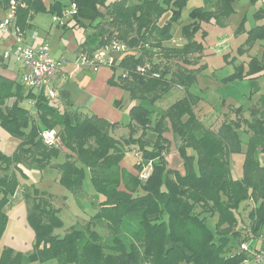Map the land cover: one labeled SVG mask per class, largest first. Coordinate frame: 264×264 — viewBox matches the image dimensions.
Returning a JSON list of instances; mask_svg holds the SVG:
<instances>
[{
    "label": "trees",
    "instance_id": "trees-1",
    "mask_svg": "<svg viewBox=\"0 0 264 264\" xmlns=\"http://www.w3.org/2000/svg\"><path fill=\"white\" fill-rule=\"evenodd\" d=\"M9 1L0 0V8L6 9ZM15 1L16 24L25 35L33 13L60 14L74 1L77 11L63 27L71 20L92 23L99 42L92 49L83 43L82 51L92 52L112 40L125 45L127 51L111 67L108 83L131 99L155 102L174 85L185 94L153 123L149 109L131 106L130 121L123 124L83 113L67 101L53 102L0 74V126L19 141L11 155L0 149V236L7 221L4 207L19 186L22 164L55 170L59 183L80 196L88 172L95 190L94 213L60 235L55 195L34 184L22 186L33 249L6 247L0 264H249L245 260L250 252L241 250L240 243L262 235L264 228V163L258 158V151L264 150V98L248 108L249 115L241 105H229L218 126L206 124L196 112L201 98L190 91L200 67L169 63L175 57L188 64L190 54L202 52L196 39L201 23L223 22L233 0H201L189 8L186 24L181 16L188 0H54L48 5L43 0ZM177 25L183 42L170 46ZM10 98L12 103L7 102ZM22 99L36 102L26 108L18 103ZM51 128L57 129L59 146H48L40 138L41 130ZM119 129L127 130L129 137L115 136ZM148 131L156 134L155 140L146 137ZM167 133L182 158L183 171L167 164ZM129 145L145 162L152 161L144 181L120 165ZM236 154L243 156L237 177L231 169ZM245 209L248 233L241 238L239 216ZM211 216L217 218L214 229L207 224Z\"/></svg>",
    "mask_w": 264,
    "mask_h": 264
},
{
    "label": "rangeland",
    "instance_id": "rangeland-1",
    "mask_svg": "<svg viewBox=\"0 0 264 264\" xmlns=\"http://www.w3.org/2000/svg\"><path fill=\"white\" fill-rule=\"evenodd\" d=\"M112 1L114 0H105L107 3ZM200 3L201 0H188L187 7L182 10L181 20L184 24L190 20L189 8ZM3 11L5 12L6 9ZM81 22L82 24H76L71 20L66 27H62L54 22L50 12L38 11L31 15L30 23L32 26L26 32V39L34 43L45 41L50 55L54 58L76 56L75 51L82 42L95 43L97 38L93 33L92 23L86 19ZM101 25L106 26V23L102 22ZM200 30L196 34V39L203 45L202 52L190 54L187 57L189 62L186 63L188 64H184L185 62L175 57L169 63L178 62L192 70L200 67L190 90L201 98L198 102V111H196L199 117L206 124L212 123V126L216 127L222 120V112L227 111L229 105H241L246 111L245 114L249 115L248 108L260 103L264 98V0H233L232 12L223 22L201 23ZM203 30L206 31L205 36H203ZM173 34L174 36L167 43L168 45H179L183 42L180 37L179 25L174 27ZM6 61H10L12 67L16 66L15 56L3 62ZM172 68L174 69L176 66ZM235 73L240 74L234 75ZM184 94V89L175 85L171 87L164 98L155 102L147 99H131L125 94L122 106L123 118L119 122L128 123L130 121L129 108L134 105H142L150 110V119L153 123L162 111L182 98ZM13 100L14 98H10L7 102L12 103ZM18 103L23 107L30 108L29 102L25 99L19 100ZM127 107H129L128 111ZM113 134L118 138L129 137L127 130L119 129ZM18 142L16 137L0 126V149L5 154L11 155L18 147ZM245 148L246 145L243 143L242 150ZM131 149L132 145L125 147L120 165L127 171L130 169L138 171L135 165L136 157ZM173 151L169 148L165 154L169 166L183 170V161L179 152ZM188 152L191 150L189 149ZM242 157V154L231 157V169L235 177H237L236 171L241 172ZM258 158L261 163H264V150L258 151ZM22 170L25 174L21 171L17 172L19 186L4 207L7 213V221L0 236V254L6 247L22 252L33 249L34 232L27 223L26 203L21 198V190L24 185L34 184L39 189L55 195V204L60 207L59 215L62 220V226L56 231L60 235H63L75 222L83 223L88 219V216L94 213L91 201L95 190L88 172L83 182L84 192L80 196L72 194L59 183L56 179L57 172L55 170L40 171L30 168L26 164H22ZM1 173L3 171L0 169ZM131 173L133 174V172ZM246 210L239 216V225L242 227L241 238L248 233V231H244L249 223ZM216 221V216H211L207 219V224L214 229ZM249 243L252 250L264 251V228L263 234L251 238ZM49 263L50 261L45 264ZM30 264L40 263L32 262Z\"/></svg>",
    "mask_w": 264,
    "mask_h": 264
},
{
    "label": "built area",
    "instance_id": "built-area-1",
    "mask_svg": "<svg viewBox=\"0 0 264 264\" xmlns=\"http://www.w3.org/2000/svg\"><path fill=\"white\" fill-rule=\"evenodd\" d=\"M17 2L10 0L3 15H0V62L15 56L16 62L23 67L19 81L22 85L35 94H44L50 100L55 99L56 91L54 82L64 76L63 65L65 59L62 57L54 58L49 53L48 45L45 41L34 43L26 39V35L16 24ZM77 11L74 1L64 8L60 14H52L54 22L64 26L67 20ZM35 36L33 37V39ZM5 39L8 44L5 45ZM127 48L122 43L112 40L105 46L99 47L92 52L81 51L74 60L76 68L85 66L92 71L100 67H112L119 60L117 54L123 55ZM142 71V68H138ZM35 99H30L32 108ZM41 140L48 146H59V137L55 128L43 129L39 132ZM136 162L141 164L137 175L141 181L148 178L152 170V161H144L139 152L133 151ZM240 249L250 252V258L245 262L249 264H264V251L252 250L249 241L240 243Z\"/></svg>",
    "mask_w": 264,
    "mask_h": 264
},
{
    "label": "crops",
    "instance_id": "crops-1",
    "mask_svg": "<svg viewBox=\"0 0 264 264\" xmlns=\"http://www.w3.org/2000/svg\"><path fill=\"white\" fill-rule=\"evenodd\" d=\"M52 1L54 0H43L46 5L50 4ZM4 13L5 12L3 11V9L0 8V15H3ZM3 40L5 42V45H7L8 42L5 39ZM98 42V38H96L95 43H89L87 41L82 42L75 51L76 56L79 52L82 51V49H84L82 47L83 43H85L84 46L86 48L92 49L97 46ZM71 56L72 55L67 57L61 56L65 59V63L63 65V71L65 74L64 76H60L54 82L56 97L52 101H55L57 103L67 101L73 106V108L80 110L86 114H96L107 119L109 122H119V120H122V106L124 96L126 94L128 98L130 97L125 90L108 83L113 70L109 69L110 67L108 68V66L100 67L96 71H92L85 66L76 68L74 65L76 56ZM117 56L118 58H121L123 55L117 54ZM10 64V61H6L3 63L0 62V74L14 80H19L20 75L23 72V67L17 62L16 66L14 67L10 66ZM115 101H118L119 105H116ZM31 107L32 106L30 104V108ZM128 108L129 107H127V111ZM228 110L229 108L227 109V111ZM166 136L171 140L170 148L174 150L173 152H178L176 144L172 140L170 134L167 133ZM146 137L149 140L153 141L156 138V134L152 131H148ZM165 159H167V157H165ZM167 164L169 166L168 162ZM123 169L125 170L124 167ZM130 171L136 175L137 171L135 169H130ZM130 171L128 172L131 173ZM240 173L241 172L236 171L237 176H239Z\"/></svg>",
    "mask_w": 264,
    "mask_h": 264
}]
</instances>
